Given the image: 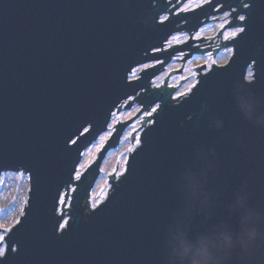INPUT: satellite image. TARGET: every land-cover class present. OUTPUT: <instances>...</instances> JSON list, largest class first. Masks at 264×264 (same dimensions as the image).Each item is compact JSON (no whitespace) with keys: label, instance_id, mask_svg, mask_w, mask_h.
Segmentation results:
<instances>
[{"label":"water","instance_id":"1","mask_svg":"<svg viewBox=\"0 0 264 264\" xmlns=\"http://www.w3.org/2000/svg\"><path fill=\"white\" fill-rule=\"evenodd\" d=\"M183 2L0 0V181L23 173L30 184L20 222L0 244V264H163L177 174L201 147L215 150L219 179L229 186L225 198L243 178L264 197V131L236 110L241 90L264 99V0H211L176 14ZM228 12L219 39L244 31L226 36L219 49L190 47L215 42L213 36L167 47L173 36H191ZM225 48L233 51L229 61L210 70L203 61L188 92L177 94L180 83H172L184 65L156 82L181 54L187 62L216 58ZM137 69L140 77L130 79ZM136 106L137 117L119 118L100 156L77 177L83 155L110 132L114 116ZM144 114L127 169L114 171L104 203L92 206L106 157ZM215 117L225 121L222 132L210 127ZM240 136L251 138L248 148L239 147ZM64 193L73 199L61 211Z\"/></svg>","mask_w":264,"mask_h":264},{"label":"clouds","instance_id":"2","mask_svg":"<svg viewBox=\"0 0 264 264\" xmlns=\"http://www.w3.org/2000/svg\"><path fill=\"white\" fill-rule=\"evenodd\" d=\"M236 110L242 120L264 131V99L241 90ZM210 127L222 132L225 121L215 117ZM252 143L237 137L240 148ZM178 204L164 238L163 264H264V197L249 178L231 189L219 179L215 150L198 148L177 174Z\"/></svg>","mask_w":264,"mask_h":264},{"label":"rangeland","instance_id":"3","mask_svg":"<svg viewBox=\"0 0 264 264\" xmlns=\"http://www.w3.org/2000/svg\"><path fill=\"white\" fill-rule=\"evenodd\" d=\"M190 3H191V7H193L203 2L202 0H190ZM185 7L186 9L190 8L187 6ZM230 21H231L230 14L221 16L219 23H215V24L211 23L210 26L208 25V27L203 28L200 32V36H213L215 42L218 43L219 40L217 37L219 33L223 31L228 25H230V24L225 25V23ZM235 30L225 31L223 39L226 36H233L232 33ZM239 34L240 32H236L234 37H238ZM177 36L181 37V35H177ZM185 39L186 38L181 37V41L178 42L177 40L171 38L167 47L171 45L184 43L183 41ZM186 40H188V38ZM206 40H208L209 42V39ZM229 49L230 48L224 50L222 52V55L216 58H212L211 56H205V57L199 56V58L194 57L192 61H189L186 65H184L182 67L183 74L180 76L176 75L172 77V83H180L178 85H174L175 88H179L177 94L188 92L191 87L197 84L199 75L196 73V69L200 67V64L203 61H206L207 70H210V68H212L213 62H228L231 57V54L233 53L232 49L231 51H229ZM178 59L181 58H179L178 56ZM182 65L183 64L179 61L171 63L168 66L169 69H167V72L161 75L159 79L157 78L156 82L164 83L166 75H171L172 72L179 73L178 71H173V69L174 67H178ZM139 69L135 70L132 73L130 79L135 77L137 78L140 77L141 71ZM249 73L252 74V71ZM251 78L252 75L248 77V79ZM157 110L158 107H155V111L151 110L150 113H156ZM139 111H141V109L136 106L129 112L124 110L120 115L116 114L114 116L113 122L110 127V132L104 135L103 137H101L100 140L97 143H95L94 146L90 148L83 155L82 163L79 166L77 177L82 176L83 169H89L91 161L95 162L98 156H100L99 154L101 152V147L105 146L106 143L108 142L109 134L113 135L112 133L115 131V127L118 125V119L119 118L121 119V123L133 120L137 117ZM146 115L147 114H144L141 118H139L133 123V125L125 132L119 147L115 150H112L106 157L102 165L101 176L99 177L96 186L91 194L92 206L104 203L105 196L109 195L111 190L110 180L114 171L117 170V174L120 173L122 174V172L127 169V164L130 157V150H137V148L140 145V137L142 133L141 121L144 120ZM152 117L153 116H149V118ZM134 136L136 137V141H133ZM29 190H30L29 178H27V176L24 175L23 173L6 174L5 176H3V178L0 181V224L4 226L0 228V234L1 236L4 237L3 246H5V240L8 236V233H10L12 229L16 226V224L20 222V219L22 217V212H24V209L28 201ZM71 190H75V188ZM65 197L66 196L64 193L61 202V205H63L62 207H64V205H71L73 199L72 195L71 196L68 195V197L66 198ZM62 209L63 208H61V210ZM5 228L10 229V231L3 232V229ZM3 251H5V247Z\"/></svg>","mask_w":264,"mask_h":264},{"label":"snow or ice","instance_id":"4","mask_svg":"<svg viewBox=\"0 0 264 264\" xmlns=\"http://www.w3.org/2000/svg\"><path fill=\"white\" fill-rule=\"evenodd\" d=\"M179 2V0H178ZM203 4L207 5V4H210L211 3V0H202ZM191 7V3H190V0H184L183 4H181V8L177 9L176 10V14H179V12L181 10H186V7ZM212 11H219V8H217V6L215 4H212V8H211ZM239 20H243L244 17L243 16H239L238 17ZM191 18L190 17H186L185 20L183 21L184 23H187L188 20H190ZM244 31V28L243 27H239L237 28L233 33L232 35L234 36L236 34V32H243ZM191 38L193 41H196V40H199L200 39V34H199V31L198 30H195L192 34H191ZM173 39L177 40L178 42L181 41V37L180 36H175L173 37ZM190 47H199L198 44L196 43H193L192 45H190ZM162 49H157V51H160ZM229 51H231V49H229ZM178 55V54H177ZM162 61L160 59H157L156 60V63L159 64L161 63ZM252 74L251 73H247L245 79H247L248 77H250ZM152 111H155V108L152 109ZM76 141L73 140V144H75ZM10 229H3V232H9ZM3 241H4V237L3 236H0V244H3ZM13 251H15V249H13ZM4 255V252L3 251H0V256H3Z\"/></svg>","mask_w":264,"mask_h":264},{"label":"flooded vegetation","instance_id":"5","mask_svg":"<svg viewBox=\"0 0 264 264\" xmlns=\"http://www.w3.org/2000/svg\"><path fill=\"white\" fill-rule=\"evenodd\" d=\"M226 14H230V19H231V13L230 12H228V13H226ZM225 14V15H226ZM224 16V15H223ZM220 17L221 16H219V17H217V18H213L212 20H211V23H219V21H220ZM210 23V24H211ZM210 24H208L209 26H210ZM206 27H208V26H206ZM206 27H204V28H206ZM203 29V28H202ZM201 29V30H202ZM201 30L199 31V34H200V32H201ZM224 31V30H223ZM222 32V31H221ZM220 32V33H221ZM219 33V34H220ZM177 35H181V37H183V38H188V40H184L183 42V44H185L186 43V41H189L190 40V38H191V36H187V34H177ZM177 35H175V36H177ZM175 36H173V37H175ZM223 36H224V34H223ZM218 40H219V47L217 48L216 46H214L215 45V42L214 41H212V42H208V40H206V39H204L205 40V42L203 43V44H199V47L198 48H200V49H206V48H213V49H219L222 45H225L227 42H223L222 41V39H223V37L221 38V39H219V35H218ZM203 38L201 37L199 40H196V41H200V40H202ZM181 46V45H180ZM218 46V45H217ZM226 49H228V48H225V49H223L220 53H219V55L218 56H220V55H222V52L224 51V50H226ZM212 54H210V55H206V56H211ZM185 56H186V54H181V55H179V58H181V59H178V56H177V59L176 58H174L173 59V61H172V63H174V62H177V61H179V62H181L183 65H186L189 61H192L193 59H194V57H198L199 58V56H193V58L192 59H190V60H188L187 62H184V59H185ZM217 56V57H218ZM200 57H205V56H200ZM212 57V56H211ZM213 58V57H212ZM167 69H169V68H167ZM167 69L165 70V72L164 73H166L167 72ZM180 72H182L181 74H177V76H180V75H182L183 74V70H181ZM173 73V72H172ZM171 74V73H170ZM176 76V75H175ZM169 77H172L171 75H169ZM174 77V76H173Z\"/></svg>","mask_w":264,"mask_h":264},{"label":"built area","instance_id":"6","mask_svg":"<svg viewBox=\"0 0 264 264\" xmlns=\"http://www.w3.org/2000/svg\"><path fill=\"white\" fill-rule=\"evenodd\" d=\"M170 42V41H169ZM168 45V44H167ZM210 69H212V68H210ZM198 83V82H197ZM73 188H75V187H71V189H73ZM66 194V196H67V193H65ZM72 198H73V195H72ZM68 215V214H67Z\"/></svg>","mask_w":264,"mask_h":264},{"label":"bare ground","instance_id":"7","mask_svg":"<svg viewBox=\"0 0 264 264\" xmlns=\"http://www.w3.org/2000/svg\"><path fill=\"white\" fill-rule=\"evenodd\" d=\"M65 196H66V194H65ZM67 197H68V196H67ZM65 198H66V197H65ZM61 202H62V201H61ZM60 205H61V203H60ZM62 206H63V205H61V208H63ZM61 208H60V209H61ZM63 209H64V208H63ZM63 209H62V210H63ZM62 210H61V211H62ZM64 210H65V209H64Z\"/></svg>","mask_w":264,"mask_h":264}]
</instances>
